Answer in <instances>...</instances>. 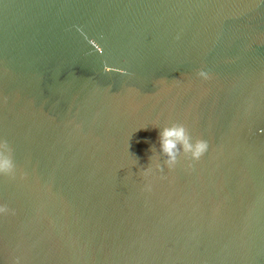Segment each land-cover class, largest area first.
Masks as SVG:
<instances>
[{"label":"water","instance_id":"95a60500","mask_svg":"<svg viewBox=\"0 0 264 264\" xmlns=\"http://www.w3.org/2000/svg\"><path fill=\"white\" fill-rule=\"evenodd\" d=\"M0 139V264H264V0H0Z\"/></svg>","mask_w":264,"mask_h":264},{"label":"clouds","instance_id":"9594fccd","mask_svg":"<svg viewBox=\"0 0 264 264\" xmlns=\"http://www.w3.org/2000/svg\"><path fill=\"white\" fill-rule=\"evenodd\" d=\"M198 75L204 79L209 78V74L200 70ZM159 153L155 167L163 170L165 166L172 169L178 163L181 154L189 161H198L207 151L208 142L204 139H195L189 133L188 129L182 123H171L159 128L158 132ZM155 148V146H153ZM163 156V164L159 157ZM191 166V163L189 164ZM150 169H145L148 172ZM16 173V164L13 158L12 149L6 140L0 139V174L14 176ZM14 212L7 205L0 204V213Z\"/></svg>","mask_w":264,"mask_h":264}]
</instances>
